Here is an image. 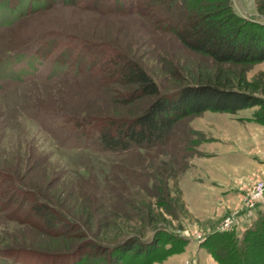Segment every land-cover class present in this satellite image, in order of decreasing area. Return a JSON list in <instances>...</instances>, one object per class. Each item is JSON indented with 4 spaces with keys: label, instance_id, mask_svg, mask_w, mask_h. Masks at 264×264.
<instances>
[{
    "label": "rangeland",
    "instance_id": "374dc122",
    "mask_svg": "<svg viewBox=\"0 0 264 264\" xmlns=\"http://www.w3.org/2000/svg\"><path fill=\"white\" fill-rule=\"evenodd\" d=\"M89 1L68 5L48 1L31 13L24 7L28 4L18 1L20 11L26 10L20 17L9 6L0 7L3 185L10 194L12 189L23 192L16 207L21 202L24 208L34 201L47 202L78 226L72 233L81 232L82 227L88 231L84 239L38 232L35 220L27 222L22 211L14 219L7 208L9 196H1L0 250L14 254L0 257V264H63L65 256L69 259L64 260L72 262L80 258L78 248L87 240L100 250L96 260L110 258L115 264L116 252L132 256L126 263L138 256V243L152 241L154 233L155 238L159 233L180 238L187 243L181 253L193 245L202 251V258L217 264L203 243L213 233L232 232L241 237L251 228L261 213L255 210L264 193L254 201L250 195L264 183V177L253 181L234 209L221 201L231 172L213 154L233 143L262 155L264 130L242 131L238 119L240 113L252 116L257 108L188 116L174 123L162 144L125 152L104 151L95 143L88 144L85 135L74 138L64 121L135 117L150 104L148 97L123 103L124 89L98 80L106 52L135 60L163 94L184 86L211 85L264 98V61L248 67L216 64L186 49L172 35L155 30L149 20L116 13L114 0L105 2L111 12L92 10ZM230 2L237 14L264 23V0L259 5L256 0ZM127 3L134 5L133 0ZM49 43L55 44L48 58L41 56L39 47ZM78 44L80 48L73 50L72 45ZM58 65L63 70L55 71ZM253 215L251 226H243L241 219ZM226 221L231 224L224 229ZM160 242L166 247L172 243L161 238ZM175 255L179 254L166 260ZM99 260L98 264H105Z\"/></svg>",
    "mask_w": 264,
    "mask_h": 264
},
{
    "label": "trees",
    "instance_id": "16d2710c",
    "mask_svg": "<svg viewBox=\"0 0 264 264\" xmlns=\"http://www.w3.org/2000/svg\"><path fill=\"white\" fill-rule=\"evenodd\" d=\"M18 1L20 4H28L22 6L28 9L27 13H31L41 10L45 2L49 1V4H52L59 0H0V7L8 9L9 6L10 11L16 12L15 15L20 17L26 10L20 11L17 6ZM71 1L76 3L78 0H61V3L68 5ZM99 1H89L88 7L101 12L112 11L111 7L105 8L107 6L105 2L110 0H104L102 4ZM127 1L114 0L113 4L117 7L115 12L122 16L136 15L149 20L155 30L172 35L186 49L206 56L216 64L248 67L264 61V23L237 14L230 0H133L134 5L128 6ZM256 2L259 5V0ZM54 44L49 43L47 47H39L40 55L48 58ZM104 45L108 49L106 44ZM77 47L80 48L79 44L72 45L73 50ZM111 50L113 52L114 48ZM118 50L122 53V50ZM112 56L107 52L104 55L103 61L99 64V67L103 68L98 69L103 75L98 80L102 79L107 84L119 85L124 89L121 95L123 103H132L137 97H148L151 98L150 104L135 117H94L91 121H89L90 117L82 119L76 117L64 121L65 127L75 133L74 138L76 136L77 139L82 138L85 135L87 143H95L100 149L110 152H125L135 148L147 149L162 144L169 130L178 120L207 111L235 113L257 108L253 112L252 120L264 125V98L211 85L184 86L174 93L163 94L149 73L135 60L126 58L123 54L120 57ZM39 59L42 58L37 60ZM79 63L78 61L76 65ZM63 68L58 65L55 71ZM89 70L91 71L92 68ZM5 178L6 174L0 172V202L1 196H9L7 208L14 213V219H17L22 211L21 216L27 219V222L30 218L35 220L34 229L38 232L43 231L50 236L58 237L71 236L70 238L74 239H84L88 236V231L83 227L81 232L72 233L78 226L72 225L67 215H62L47 202L34 201L25 208L24 203L21 202L19 207H16L18 203L16 200L21 198L23 192L19 189H15L14 192L12 189L13 193L10 194L6 185H3ZM159 234L160 236L155 238L156 233H154L152 241L138 243L140 245L137 247L138 256L129 262L124 263L129 256H124L122 253L118 255L115 252L113 258L116 262L120 260L121 264L161 263L171 255L180 254L187 244L180 238L170 237L165 233ZM162 234L164 237H161ZM160 238L171 240L172 243H168L169 246L166 247V244L160 242ZM203 245L217 264H264V211L241 237L232 232H217L208 236ZM129 246L132 248L131 243ZM96 247L97 245L92 241L83 242L77 251V256L80 258L71 259L70 262L64 260L69 259L65 256L62 258L63 264H98L99 259H96L99 258L100 250ZM6 254L10 255L14 252L0 250L1 258H9ZM50 258L52 260V257ZM136 258L138 261H135ZM109 259L101 258L99 261L112 264Z\"/></svg>",
    "mask_w": 264,
    "mask_h": 264
},
{
    "label": "crops",
    "instance_id": "0c3cea01",
    "mask_svg": "<svg viewBox=\"0 0 264 264\" xmlns=\"http://www.w3.org/2000/svg\"><path fill=\"white\" fill-rule=\"evenodd\" d=\"M239 115L240 117L238 119L241 121H239V123L243 128L240 130H264V126L258 125L252 120L251 114L242 115V113H240ZM238 119L233 118L231 120L238 121ZM212 145L214 144H209V146ZM234 146L233 143H226L223 152L219 151L213 154L214 159H223L225 168L229 169V172H231L232 177L224 186V190L222 191L223 199L221 201L225 204H229L230 207L233 208L240 203V199H242L253 181L264 177V151L262 155H259L256 153L257 151H254L252 148L244 147L243 149H239ZM258 203L259 206L256 208L255 214L264 211V197H262ZM237 208L238 207L234 209ZM253 220L254 215L251 218L245 216L244 219H241V223H243V226H251ZM196 248L197 247L193 245L188 246L183 253L175 255L173 259H167L165 264H215L209 257L212 263L208 259L202 258V251H198ZM191 249L196 256L192 254Z\"/></svg>",
    "mask_w": 264,
    "mask_h": 264
},
{
    "label": "built area",
    "instance_id": "2783aa9c",
    "mask_svg": "<svg viewBox=\"0 0 264 264\" xmlns=\"http://www.w3.org/2000/svg\"><path fill=\"white\" fill-rule=\"evenodd\" d=\"M264 193V183L262 184H259L256 186V189L254 190V192L250 195L251 196V199H257L259 196H261L262 194ZM254 201V200H253ZM230 224L229 221H226L225 222V225L222 226V228H226V227H230Z\"/></svg>",
    "mask_w": 264,
    "mask_h": 264
}]
</instances>
